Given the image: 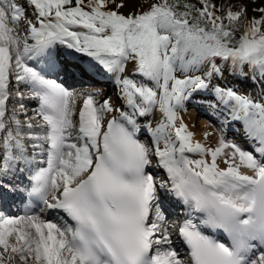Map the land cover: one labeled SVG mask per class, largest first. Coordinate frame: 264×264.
<instances>
[{
    "label": "snow or ice",
    "instance_id": "1",
    "mask_svg": "<svg viewBox=\"0 0 264 264\" xmlns=\"http://www.w3.org/2000/svg\"><path fill=\"white\" fill-rule=\"evenodd\" d=\"M124 6L123 0H26L25 5L0 0L2 171L17 161L32 163L25 140L38 141L32 148L46 151L47 167L32 177L29 196L68 218L57 215L60 222H54L0 212V264H264V103L214 87L230 119L242 122L246 136L259 143L255 151L261 159L223 137L217 147L206 148L178 116L192 91L208 88L206 78L222 73L217 58L232 72L243 73L247 65L264 76V7L256 9L259 18L248 19L245 6L234 11L213 0H158L128 15L119 11ZM57 45L86 54L114 74L134 114L159 110L151 145L136 138L132 115L121 112L125 123L116 117L106 121L111 103L97 106L92 94L74 121L77 94L26 64L51 57ZM202 68L203 76L187 74ZM15 69L23 73L16 80L31 85L43 120L29 118L26 130L15 109L8 123L4 119ZM186 152L210 154L211 162L189 159ZM153 155L168 174L160 187L170 183L168 190L188 208L178 226L187 260L171 247L157 184L147 171ZM4 189L0 183V195ZM201 226L223 230L230 244L206 235Z\"/></svg>",
    "mask_w": 264,
    "mask_h": 264
},
{
    "label": "bare ground",
    "instance_id": "2",
    "mask_svg": "<svg viewBox=\"0 0 264 264\" xmlns=\"http://www.w3.org/2000/svg\"><path fill=\"white\" fill-rule=\"evenodd\" d=\"M24 2H26V0H18V3L21 4V5ZM31 9H33V8L31 6H29V9H27L26 12L30 11ZM60 47L61 48H59V46H57L55 49L52 50L54 53L52 52V56L51 57H49L48 55L39 56V57H36L35 59H33L32 61L34 62V64H37V65L39 64V65H42V66H43V63H44V66L48 64L49 66L55 67L58 71H61V70L63 71L64 70L65 72L62 73V75L64 76L65 79H69V77H70L71 79H75V80H77V79L86 80V79H89L90 77H85L84 75H91L92 73H96L97 75H100V73H101V69L100 68L101 67L96 63L95 60H92L93 58L88 57L87 55L85 56L84 53H77V52H74V51H70L64 45H61ZM72 52H73V54H71ZM14 64H15V61H13V66H14ZM84 67H88L89 69L93 68V72H92V70H89V69H87V72H86L84 70ZM131 67H132V65H131V63H129L126 66V70L129 71L131 69ZM21 71L22 70H20V69H15V71L10 70V74H9V89H8V91L11 92V89H15L19 85L22 87V89L13 90L14 91L13 95L18 97L17 100H20V102L18 103V106H16V108H15L16 109L15 110L16 114L20 113V114H22V116L24 115L23 118L20 119L22 122L23 121L26 122L29 118L35 117L34 123H42L43 121L39 118V116H37V110H39V108H38L39 104H38V106L24 105L23 104V103H27V102L32 103L35 100V98H32L33 92L28 89V87H29L28 83H26L25 81H17L16 80V78H15L16 75H14V74L19 73ZM65 75H66V77H65ZM45 77L47 79L55 80L53 77H50V76H46L45 75ZM234 79H236V81H237V79L238 80L240 79V81H242L240 84H242V85L244 84L245 81H247V80H244L243 78H237V77H233L232 78V80H234ZM250 80L252 81V79H250ZM254 80H255V78H254ZM252 82L249 84V86H251L250 87L251 89L254 86V84H252ZM57 83H59V82L57 81ZM255 85H257V83H255ZM77 89L87 90V93H88V91L90 93V92H92L94 90L97 91L99 89V87H98V85H95V84L91 83V84H86V85H80V87H76L74 89V91L73 90H70V91H73L74 93H76L75 91ZM253 90H255V89L253 88ZM259 91H261V90H259ZM17 92L22 93L23 96L21 97L20 95H17ZM250 93H251V91H250ZM20 104L24 105V111L20 110ZM80 104H82V103H80ZM120 105H121L120 108H117V110L115 111V114H114V112L106 114L105 115V120L106 121L110 120L113 117H116L118 119L119 117H121V112H125L128 115H132L133 116V118L136 121L138 130L139 131H143L144 130L143 129L144 128V126H143L144 124H142L143 120L141 121L140 116L134 114V110L131 108V106L127 105L126 102H122ZM193 105L195 106V109L200 106L199 102H194V101H193ZM7 106H8V100L6 101V114H5V117H4L6 123H8L10 121V117H11V115L13 113V110H14L13 108L7 107ZM17 109H18V111H17ZM180 116H181L180 118L183 119V122L186 125H188V129L194 133V137H193L194 141H199L206 148H215V147L218 146V142H219L221 136H217L216 137L215 134H214V131L209 130V128L208 129L206 128L205 130H209V131H206V133L209 134V137L208 136L205 137V133L200 131L202 126H200L199 123L196 126L189 123L188 118H189V120H191L193 118V113H189L188 112L186 117H184L183 115H180ZM160 119H161V116H160L159 110L158 109H154V111L152 113V120H151V122L149 124L150 128H154L156 126V123ZM22 124L24 125V128L26 129V124L25 123H22ZM32 131H36V129H33ZM245 136H246V134H245ZM2 138L0 137V140H2ZM147 138H150V142L152 144L151 131H150V134L147 136ZM245 138L249 139L247 137H245ZM250 141L252 142V139H250ZM25 142H26V140H25ZM246 142H248V141H246ZM33 143H39V142L31 140L30 142H28V144L25 143L27 148H29L31 150V151L27 150L26 155L34 154V155H29V156L30 157H33V156L35 157L34 160L32 161V163H30V164H26L23 161H17V162H15L13 167L10 168L7 171V173H4L2 171L3 165H4V161H2L0 159V183L5 185L4 192H6V197H2L0 195V199H2V201H0V212L4 213L5 215L21 216V215H19V210L16 207L15 201H16V199L18 197V194H19L18 192L23 188V186H27V187L31 186L32 187V184L34 183L33 180L32 181L26 180V175H27L29 169H33V171L34 170L37 171L41 167H47V166L41 165V164L46 162V159L43 157L44 153H41L39 148L34 150L32 148V144ZM252 144L255 145L254 146L255 149L260 146L257 141L252 142ZM46 145L47 144H45V149H46ZM161 147H163V144H161ZM29 152H31V153H29ZM258 154H259L258 155V159H261L262 158L261 154L260 153H258ZM185 155H187L189 159H195V158H193L191 153L186 152ZM201 158H202V156H201ZM201 158H199V159H201ZM203 158L206 159L205 156H203ZM208 161L211 162L210 160H208ZM218 162H222V159L218 158ZM157 165L158 164L156 163V160H155V165L154 164L150 165L149 168L147 169V171L149 172V170H151L153 168L155 170V167H156V172H158L160 175L162 174L163 175L162 178H164V174L161 173L160 169L157 168L158 167ZM221 166L223 167L224 165L221 163ZM20 170L24 171V173L26 175L20 177L19 176ZM242 171H247V170L246 169H242ZM162 172H164L165 175H167L165 178L168 181V174H167L166 170L163 169ZM12 174H14L13 177H12ZM160 175H158V176L160 177ZM10 177L16 179L15 181H17L18 183L16 184L15 182H13ZM7 180L9 181V183L8 182H2V181H7ZM169 187L170 186L162 188V189H164L163 190V192H164L163 194H161V190L158 191V196H159L158 198H161V199H159V203L161 204V207H162L161 211H164V212H167V210L170 209V208L172 210H175L174 208H175V205L177 203H183L180 199L175 197V195H173V193H171L168 190ZM4 200H6L8 203L5 202ZM184 210H185V205L183 204L179 211L183 212ZM41 211H43V210H41ZM36 215H42L43 218L52 219L54 222H60L59 220L56 219L57 213H55V212H51L50 214H46L45 212H38ZM172 216H174L172 218H175V221L177 220V223H179V215L177 216L176 211H175V214L172 215ZM172 218L171 217L168 218V221L171 222V223H169V225H171L172 222H174V220ZM169 239L171 241V247L172 248H177L178 245H179V241L177 239V229H176L174 234L170 230ZM166 246H169V245H166ZM179 251L180 252H178V254L182 255V256L179 255L180 258L184 259V260H187L188 256L186 255V250H179Z\"/></svg>",
    "mask_w": 264,
    "mask_h": 264
},
{
    "label": "rangeland",
    "instance_id": "3",
    "mask_svg": "<svg viewBox=\"0 0 264 264\" xmlns=\"http://www.w3.org/2000/svg\"><path fill=\"white\" fill-rule=\"evenodd\" d=\"M119 2H120V0H117V3H119ZM149 2L155 3V2H158V0H156V1L155 0H123V3H124L125 6L123 8H121V9H119V11L122 12L123 14H125V15H128L130 13L138 11L140 9L141 4H144L146 6L147 3H149ZM25 4H26V2H24L22 5H25ZM109 7L112 8L113 10H115V5H109ZM27 9H29V6H26V10ZM27 13L30 15V18L35 19L34 15H31L33 13V9H31L30 11H27ZM21 23H22L23 27H25V28L27 27L26 25H23V22H21ZM31 42L34 43V41L31 40V38H29V43H31ZM57 46H59V48H61L60 47L61 45H57ZM85 56H86V54H85ZM32 60H26V64H27L28 67L34 68L33 65H30V63H29V61L32 63L33 62ZM92 60H94V59H92ZM217 63L221 67L222 73L221 74H214L213 77H211V78H206V82H208V84H209L208 88L200 89V90H202L203 92H205L207 94H205L203 96L200 93H197L198 90L192 91V94L187 99L184 100L182 106L178 109V116L181 117L180 115H183L184 117H186L188 112L189 113H193V118L191 120H189V118H188V121H189L190 124H193L195 126L199 123V125L202 126V128L200 129L201 132L206 133V131L212 130V131H214V134H215L216 137L217 136H221V137H223V139L226 142L236 143L243 150L250 151V152L253 153V149H251L252 151L249 149V147H252V145H251L252 142L250 141V139H249V143H250L249 144L247 142L240 141L242 139L238 140L236 138V136L234 137L233 135L231 136V135L226 134V131H227L228 127H226L225 125L231 126L232 128H235V129H241V128L238 126V122L232 123V122L228 121V111L230 112V109L227 106L224 107L219 102V100L217 99L216 93L214 92V87L215 86H219L221 88H230V89H232L233 91L237 92L240 95H247L250 98H252L254 101H259V102H262V103H264V96H262V97H254V95L251 94L250 91L246 89L249 92V94H248L247 92H245V91H243L241 89V86H243V85L240 84L242 82V81H240V79L239 80L237 79V81H236V79L232 80L233 77L243 78L245 80L246 75H248L250 70H252L247 65L244 66L243 73H240L239 71H236V72L230 71V66L225 64V63H223V62H221L219 60V58H217ZM45 66H48L50 68V66L48 64L45 65ZM100 67H101L100 68L101 69L100 75H97L96 73H92L91 75H84L85 77H90L91 79L89 78V79H86V80H84V79L83 80L82 79L75 80V79H71L69 76H68L69 79H65L66 81L69 80L68 83H67V87H70V90H73V91H74V89L76 87H80V85L83 84V83H85L84 85L92 83V84L98 85V87H99V89L97 91L94 90V91H92L90 93L89 92L87 93V91L84 92L83 89H77L75 91L76 94H77V103H76V106H75L77 111H76V114L73 116L74 121L78 120V110H79L80 107H82L81 106L82 104H80V103L83 102V99L86 98V96L88 94H92L93 95V99L97 102V106L102 104L104 100H108L111 103V106H112L113 110L111 112H106L105 115L109 114V113H112V112H114V114H115V111L117 110V108H120V106H121L120 104L122 102H125L124 99L122 98V95H121V86L118 84L116 79H115V82H111V84L109 83V85H108L107 79L104 78L105 75L107 74L108 77L111 76L114 79L115 75L106 72V70H104L102 68V66H100ZM205 67H207V66H205ZM87 69H89V68L88 67H84V70L86 72H87ZM89 70H92V72H93V68L89 69ZM61 72H63V71L61 70ZM127 72L128 71L126 70V74H127ZM16 74H14V75H16ZM18 74L22 75L23 73L21 71ZM177 74L180 75V73H177ZM187 74L188 75L203 76L204 75V69L202 68L201 70H192V71H190ZM65 77H66V75H65ZM133 78L138 80V81L141 79V77H139V76H134ZM262 79H264V78H262ZM252 81H253L252 84H254L252 89L253 88L256 89L255 88V86H256L255 83L256 82H255L254 78H252ZM60 84H62V83H60ZM15 89H22V87L19 85ZM15 89H11V92H9V99H8V106H7V107H11L13 109H15L16 106H18V103L20 102V100H17L18 97L13 95V92H14L13 90H15ZM190 99H192L194 102H199L200 106L195 109V106L193 105V102ZM23 104L24 105H34V106H36L38 104V101H36V99H35L32 103L27 102V103H23ZM221 106H223V111H219V108ZM17 111H18V109H17ZM152 113H149L147 116H144V117L140 116L141 121L143 120L142 124H144L143 126L145 128L143 130L144 135L141 134V137H142L141 139H142L143 143L145 142L146 144H149V145H151V142H150V138H147V136L150 134V125L149 124H150V122L152 120ZM16 116H17L18 119H22L24 115L22 116V114L19 113V114H16ZM214 119H217V121L214 120ZM22 123H24V121ZM206 128L207 129L209 128V130H205ZM232 128H228V129L230 131H232L233 130ZM243 130H244V128H243ZM233 131H235V130H233ZM237 132H239V131H237ZM243 134H242L244 136L243 138H245L246 136H245V132L244 131H243ZM4 135H5L4 132H0V137L1 138ZM238 135H239V138H240V134H238ZM207 136L209 137V134ZM30 141L31 140L26 139L25 143L28 144V142H30ZM244 143H246V144H244ZM1 144L2 143H0V159L2 161H4V159H3L4 149H3V146ZM27 150L31 151L29 148H27ZM225 151L226 152H231V149L228 148V149H225ZM29 153H31V152H29ZM29 155H34V154H28V156ZM191 155L195 159L201 158V154L200 153H191ZM253 155H254V153H253ZM204 156L206 157V160L208 159V160L211 161V156L209 154L208 155L206 154ZM218 158L223 159V157H218ZM155 160H156V163L158 164L157 168L160 169L161 173L164 174V178H162V176H163L162 174L160 175L158 172H156V167H155V170L153 168V169L149 170V172L153 175L154 180L156 181L157 194H158L159 190H161V194H163V189L160 187V184H161V182H167V180L165 179L166 175H165L164 172H162L163 168H162V166L159 165L158 158L155 155L152 156V164L151 165H153V164L155 165ZM13 175L14 174H12V177H13ZM158 175H160V177ZM11 180L13 182H15L16 184L18 183L17 181H15L16 179H14V178H11ZM2 182H8L9 183L8 180L7 181H2ZM3 192H4V190H3ZM160 208H162L161 204H160ZM171 210L172 209L170 208V209L167 210V212L162 211L164 213L167 221H168L169 217H171V218L174 217L172 215L175 214V210H172V211ZM172 219L174 220V222H172V224L169 225V223H171V222L168 221V226H169L171 232H173V234H174L175 231H176V227L172 228L171 226L173 224H175L177 226V220L175 221V218H172ZM167 247L168 246L163 245V248H167ZM173 249H175L177 252H180L176 248H173ZM180 256H182V255H180Z\"/></svg>",
    "mask_w": 264,
    "mask_h": 264
},
{
    "label": "trees",
    "instance_id": "4",
    "mask_svg": "<svg viewBox=\"0 0 264 264\" xmlns=\"http://www.w3.org/2000/svg\"><path fill=\"white\" fill-rule=\"evenodd\" d=\"M190 2L197 3V0H190ZM213 3H215L217 7H219L221 4H223L226 8L228 6H231L234 11L239 10V8L243 5L247 8V18L248 19H251L253 17L259 18L261 13L256 11V9L264 7V0H213ZM197 6L199 7L200 5L197 4ZM217 14L219 15L221 13L217 12ZM242 32H243V27L241 26L238 29L235 38L239 39L240 34Z\"/></svg>",
    "mask_w": 264,
    "mask_h": 264
}]
</instances>
